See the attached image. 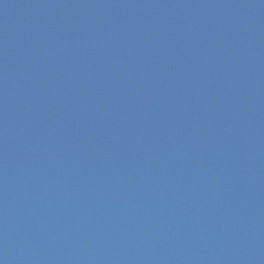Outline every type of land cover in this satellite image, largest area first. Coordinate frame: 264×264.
Masks as SVG:
<instances>
[{
	"label": "water",
	"instance_id": "obj_1",
	"mask_svg": "<svg viewBox=\"0 0 264 264\" xmlns=\"http://www.w3.org/2000/svg\"><path fill=\"white\" fill-rule=\"evenodd\" d=\"M0 264H264V0H0Z\"/></svg>",
	"mask_w": 264,
	"mask_h": 264
}]
</instances>
